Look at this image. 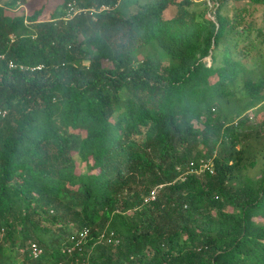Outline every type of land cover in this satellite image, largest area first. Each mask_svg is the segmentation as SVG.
<instances>
[{
	"label": "trees",
	"instance_id": "obj_1",
	"mask_svg": "<svg viewBox=\"0 0 264 264\" xmlns=\"http://www.w3.org/2000/svg\"><path fill=\"white\" fill-rule=\"evenodd\" d=\"M213 1L0 0V264H264V0Z\"/></svg>",
	"mask_w": 264,
	"mask_h": 264
},
{
	"label": "built area",
	"instance_id": "obj_2",
	"mask_svg": "<svg viewBox=\"0 0 264 264\" xmlns=\"http://www.w3.org/2000/svg\"><path fill=\"white\" fill-rule=\"evenodd\" d=\"M190 3H199V2H205L206 5L208 6L209 12H213L214 8H215V2L213 0H187ZM110 8L107 6H102L98 12L101 11H106L109 10ZM87 10H82L79 8H76L74 6V4H69L67 6V10L65 12V15L63 17V20L67 21L69 19H72L73 17L80 15L81 13H85ZM90 11H94V10H90ZM208 17L211 20H214V17L212 16V13L208 14ZM26 23V22H25ZM27 24V23H26ZM10 39L12 40L13 37L10 36ZM0 61H6L5 59V55L0 54ZM7 67L10 70L13 69H20L21 71H25V70H29L30 72H34V71H38L42 69L41 65L35 66V67H24V66H18L16 65L14 62L12 61H7ZM7 115V112L5 110H0V117H5ZM213 165L211 163V161L209 159H201L199 162V167L196 170L195 168L192 167V164L187 167V170L185 172H183L182 174H180L179 176V180L183 181L185 180V177L187 176L188 173L190 174H197V175H201L203 174L205 171L212 169ZM161 188V186L154 188L149 196L147 198H145V202H149V201H153L156 197L157 192L159 191V189ZM88 236V230L87 229H83L79 234L75 235L74 237L70 238V244L71 245H64L62 246L61 252L65 253L68 256H72L74 253L77 252H82L83 250V244L86 240ZM25 250H21V252L23 253ZM26 252L27 255L30 259L32 260H37L41 257L43 251L42 249L39 247V245L35 244V243H30L28 244L27 248H26Z\"/></svg>",
	"mask_w": 264,
	"mask_h": 264
},
{
	"label": "rangeland",
	"instance_id": "obj_3",
	"mask_svg": "<svg viewBox=\"0 0 264 264\" xmlns=\"http://www.w3.org/2000/svg\"><path fill=\"white\" fill-rule=\"evenodd\" d=\"M62 3V0H30V3L24 5L23 7L19 8L18 12H22L23 14H25L26 16L30 15L31 13H33L37 8L43 6L44 10V14H43V18L44 19H48L49 15L51 14V12L57 7L60 6ZM175 13V9L173 6L168 7V9L164 12V17L166 18H170L173 16V14ZM206 62L207 65H210L211 61L210 58H206L204 60ZM254 65V63H250L248 64V66H252ZM234 97V96H233ZM233 97L228 98V102L226 104V108L228 110H235V108L238 106L237 103L232 100ZM250 117L253 118V113L250 112L249 113ZM21 250L22 249H18L19 253L21 254Z\"/></svg>",
	"mask_w": 264,
	"mask_h": 264
},
{
	"label": "clouds",
	"instance_id": "obj_4",
	"mask_svg": "<svg viewBox=\"0 0 264 264\" xmlns=\"http://www.w3.org/2000/svg\"><path fill=\"white\" fill-rule=\"evenodd\" d=\"M30 244V243H29ZM38 245V244H37ZM28 246V245H27ZM27 246L25 247V248H22V250H25L23 253L21 252V255H26V256H28L27 255V252H26V248H27ZM40 247V246H39ZM41 248V247H40ZM42 249V248H41ZM42 251H43V249H42ZM42 255H43V253H42ZM41 255V256H42ZM29 258V257H28ZM32 260V259H31Z\"/></svg>",
	"mask_w": 264,
	"mask_h": 264
}]
</instances>
